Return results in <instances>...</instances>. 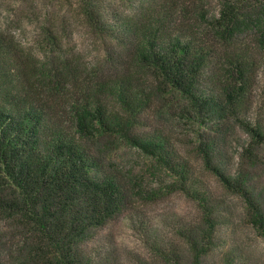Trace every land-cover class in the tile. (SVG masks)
I'll use <instances>...</instances> for the list:
<instances>
[{
    "label": "trees",
    "instance_id": "1",
    "mask_svg": "<svg viewBox=\"0 0 264 264\" xmlns=\"http://www.w3.org/2000/svg\"><path fill=\"white\" fill-rule=\"evenodd\" d=\"M120 1L129 13L121 14L107 0L80 3L96 30L118 40L141 69L152 70L160 79L159 90L169 88L184 97L195 117L207 124L234 120L250 134L237 177L223 167L215 136L201 137L197 151L204 168L244 199L250 225L264 237V209L244 185L246 171L259 162L255 150L264 147L263 123L247 116L257 59L252 46L234 39L249 30L264 48V0L252 2L255 14L242 13L232 0H220L217 21L209 17L210 0ZM46 37L53 59L48 54L40 60L0 30V220L10 221L22 238L21 252L7 263L0 258V264H104L84 252V243L132 203L133 193L86 145L107 132L121 134L174 175L176 183L165 188L181 190L201 207L200 231L182 235L189 264H203L217 247L218 208L165 139L132 133L151 101L150 92L133 74L121 72L95 85L101 96H112L126 117L90 93L94 83L76 96L70 86L79 82V66L62 53V40L52 30ZM236 256L225 257L226 264H235Z\"/></svg>",
    "mask_w": 264,
    "mask_h": 264
},
{
    "label": "rangeland",
    "instance_id": "2",
    "mask_svg": "<svg viewBox=\"0 0 264 264\" xmlns=\"http://www.w3.org/2000/svg\"><path fill=\"white\" fill-rule=\"evenodd\" d=\"M107 1L121 14L129 13L126 3ZM232 1L242 13L255 14L254 0ZM222 8L220 0H210V19L221 20ZM0 30L27 55L40 60L48 54L53 59L46 37L47 31L52 30L62 40V53L79 66V82L71 84L72 92L78 96L81 87L83 90L94 83L90 93H95V97L99 95L111 111L125 117L126 113L112 96L105 93L101 96L95 85L116 73L133 74L150 92L151 101L132 133L165 139L173 156L189 163L200 185L217 205V247L204 258L203 264H226L225 257L232 255H237L235 264H264V237L250 225L244 199L227 191L219 179L204 168L197 151L201 137L215 136L221 142L223 167L237 177L243 170L242 153L251 141L246 130L234 120L207 124L202 117H195L184 97L169 88L159 90L160 79L151 69H141L118 40L103 35L91 25L83 14L80 0H0ZM256 37L257 34L248 30L234 39L237 44L252 46L256 53L247 116L251 122L259 120L264 125V48L258 46ZM86 145L108 169L128 183L133 193L132 203L127 208L93 231L84 243V252L97 261L101 258L104 264H172L175 260L189 264V246L182 233L200 231L203 212L186 193L165 188L176 183L174 175L159 169L151 158L119 133L101 134ZM254 153L259 162L246 171L244 185L264 209V147ZM18 233L10 221L0 220V258L6 263L21 252L22 238ZM163 252L168 257L163 256Z\"/></svg>",
    "mask_w": 264,
    "mask_h": 264
}]
</instances>
